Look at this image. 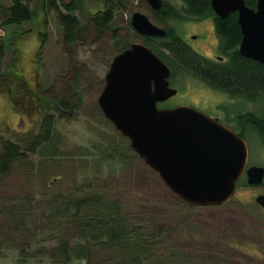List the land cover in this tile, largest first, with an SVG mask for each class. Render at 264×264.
Instances as JSON below:
<instances>
[{"label":"trees","instance_id":"obj_1","mask_svg":"<svg viewBox=\"0 0 264 264\" xmlns=\"http://www.w3.org/2000/svg\"><path fill=\"white\" fill-rule=\"evenodd\" d=\"M99 1L105 9L86 14L81 10L84 0H11L9 7L0 6V32L12 26H34L41 18L48 26L53 13L70 46L82 41L97 43L110 32L116 38L115 17L127 9L130 0ZM180 1L182 6L178 9L164 0L162 9L153 12L155 21L164 24L215 16L211 0ZM257 2L245 0L252 9ZM215 34L219 51L226 56L221 64L196 52L177 29L168 28L166 38L148 37L160 40L159 48L145 45L171 68L172 76L178 71L188 72L233 99L260 102L261 117L247 114L238 118L242 126L239 136L247 139L249 129L264 147V65L240 54L242 35L236 13L216 19ZM17 36L23 34H11L6 40L0 34V92L7 94L13 109L31 126L28 131L0 135V183L15 177L18 189L13 196L0 200V209H4L10 223L0 225V259L12 256L16 264H93V253L98 250L108 253L113 264H192L162 237L148 233L142 219L130 214L112 194L111 180L132 172L142 161L130 141L116 131L100 110L85 137L79 140L71 135L67 127L82 120L83 100L78 92L81 71L75 70L58 94L32 84L23 73L18 54L3 72L7 47L17 52ZM45 42L46 37L41 34L39 55ZM41 181L47 188L43 195ZM240 186L247 185L242 181L237 190ZM172 198L187 208L182 212L192 208L180 198ZM37 209H45L44 221L32 226L31 217ZM190 222V216L184 214L182 226L191 227ZM24 234L27 248L9 243L12 235Z\"/></svg>","mask_w":264,"mask_h":264},{"label":"rangeland","instance_id":"obj_2","mask_svg":"<svg viewBox=\"0 0 264 264\" xmlns=\"http://www.w3.org/2000/svg\"><path fill=\"white\" fill-rule=\"evenodd\" d=\"M166 1L178 9L182 6L180 0ZM10 5L11 0H0V6ZM104 9V4L99 0H84L81 6V10L86 14H94ZM135 12L146 14L157 26L167 30L177 29L182 39L195 51L204 56L209 55L210 49L206 47L202 50L201 46L202 41L209 43L214 33L213 25L207 24L208 19L160 24L155 21L153 17L155 11H152L146 0H130L127 9L118 12L115 17L113 29H117V37H113L110 32L97 43L82 41L74 46L65 43L62 28L53 13L49 16L48 26H45L41 18L34 26L24 24L20 27L2 28L0 34L5 40L11 34L17 32L23 34L14 38L18 43L17 52L7 47L3 72L18 54L27 79L32 84H39L45 91L58 94L61 93L66 79L75 70H80L78 92L83 100L82 120L67 127L71 135L80 140L87 135V130L93 128L92 122L98 116L97 112L100 110L98 98L105 87V77L113 59L134 43H146L159 48L160 40L143 37L132 28L131 18ZM1 20L0 12V22ZM41 34L45 35L46 42L42 54L39 55ZM192 35L198 40H194ZM170 83L173 88L178 89V95L159 104L160 108L194 107L212 118L219 119L238 135L242 132L238 118L247 115L243 113L253 111L256 117L262 116L263 105L260 102L250 104L233 99L220 91L211 90L188 72L178 71L176 76L171 77ZM30 126L31 123L13 109L7 94L0 92V135L8 136L18 131H28ZM245 140L249 149L248 166L264 167V147L256 133L248 129ZM111 181L112 194L126 205L130 214L142 219L148 233L162 237L169 247L185 256L190 263L264 264V209L256 203L257 196L264 194V185L248 186L244 176L239 184L243 181L247 186H240L229 202L215 207L192 206L184 213L182 209L187 208L178 205L159 175L143 160L132 172ZM40 187L43 195L47 190L45 181L40 182ZM17 192L15 177L0 183V200ZM44 210H34L31 217L32 226L40 225L44 221L42 217ZM3 211L4 209H0V225L10 226L9 219ZM184 214L190 216L191 227L182 226ZM24 235L22 237L12 235L9 243L27 248V236ZM0 264H16V261L10 256L0 259ZM93 264H113V260L108 253L97 250L93 253Z\"/></svg>","mask_w":264,"mask_h":264},{"label":"water","instance_id":"obj_3","mask_svg":"<svg viewBox=\"0 0 264 264\" xmlns=\"http://www.w3.org/2000/svg\"><path fill=\"white\" fill-rule=\"evenodd\" d=\"M157 12L164 0H146ZM221 19L238 15L240 54L264 65V0L248 7L245 0H211ZM132 28L143 37L166 38L167 29L135 12ZM171 68L147 45L134 43L112 61L98 106L105 119L173 195L198 207L229 202L246 176L251 187L264 183V167L248 166L246 140L235 130L190 106L160 108L178 94L171 87ZM264 209V194L256 198Z\"/></svg>","mask_w":264,"mask_h":264},{"label":"flooded vegetation","instance_id":"obj_4","mask_svg":"<svg viewBox=\"0 0 264 264\" xmlns=\"http://www.w3.org/2000/svg\"><path fill=\"white\" fill-rule=\"evenodd\" d=\"M218 18L219 17L215 14L214 17H211L210 19H208L209 21H208L207 24L209 25L211 23L213 25V27H214V33L211 36V41H209V43L206 42V41L205 42L204 41L201 42L202 50H205L206 47L210 49L209 55H207V56L202 55V56L205 57L208 61H210V62H212L214 64H221V63H224L226 61V56L219 51V40H218L217 36H215V21ZM192 37L194 39L196 36L192 35ZM194 40H198V38H195ZM193 76L198 81H200L203 85H205V87H207V88H209L211 90H216V89L212 88L209 84H207L205 81L201 80V78L199 76H197V75H193ZM170 85H171V83H170ZM216 91H218V90H216ZM246 113L253 115V111L252 112L251 111H246L243 114H246Z\"/></svg>","mask_w":264,"mask_h":264}]
</instances>
